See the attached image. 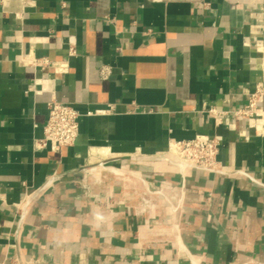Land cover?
I'll list each match as a JSON object with an SVG mask.
<instances>
[{"label":"crops","instance_id":"obj_1","mask_svg":"<svg viewBox=\"0 0 264 264\" xmlns=\"http://www.w3.org/2000/svg\"><path fill=\"white\" fill-rule=\"evenodd\" d=\"M263 4L0 0V264H264V95L233 115L264 82ZM53 99L81 114L59 151ZM197 134L227 173L172 162Z\"/></svg>","mask_w":264,"mask_h":264},{"label":"built area","instance_id":"obj_2","mask_svg":"<svg viewBox=\"0 0 264 264\" xmlns=\"http://www.w3.org/2000/svg\"><path fill=\"white\" fill-rule=\"evenodd\" d=\"M264 11V4H263ZM100 76L107 78L109 70L100 67ZM264 95V82L259 83L248 95L247 104L242 109L233 112L234 117L251 118L260 117L263 113L257 103ZM48 116L43 127V137L40 140L42 147L50 146L59 151L65 147L73 146L79 134L80 112L65 102L51 100L47 104ZM203 112L212 116L216 126L228 118V111L220 110L215 105H206ZM91 115L92 112H87ZM220 140L215 135L197 134L191 139L171 140L168 144L167 154L179 170L193 168L198 171L227 173L218 161Z\"/></svg>","mask_w":264,"mask_h":264}]
</instances>
